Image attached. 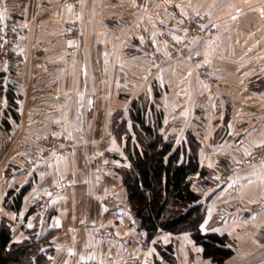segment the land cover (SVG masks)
I'll use <instances>...</instances> for the list:
<instances>
[{"label":"crops","instance_id":"crops-1","mask_svg":"<svg viewBox=\"0 0 264 264\" xmlns=\"http://www.w3.org/2000/svg\"><path fill=\"white\" fill-rule=\"evenodd\" d=\"M170 1L181 13L205 15L217 31L193 40L188 57L164 64L149 19L163 28L170 14L156 0H86L80 42L63 38L70 13L57 0H0V21L24 24L23 64L12 77L17 117L6 112V84L0 91V218L11 221L15 243L44 239L49 264H219L189 233L160 231L148 239L130 207L123 184L130 162L125 138L115 134V113L151 93L149 80L160 94L162 132L177 144L188 133L200 143L207 175L191 179L205 208L201 230L224 236L233 251L222 264H264V205L254 209L264 199V152L251 160L264 148V0ZM73 44L81 49L68 61ZM196 56L208 66V82L192 64ZM56 127L77 147L45 168H27L42 158L43 140ZM91 160L110 168L93 171ZM61 180L68 187L53 192ZM25 186L21 210L9 211L8 192ZM39 199L48 207L36 206ZM102 230L116 238H99Z\"/></svg>","mask_w":264,"mask_h":264},{"label":"trees","instance_id":"trees-1","mask_svg":"<svg viewBox=\"0 0 264 264\" xmlns=\"http://www.w3.org/2000/svg\"><path fill=\"white\" fill-rule=\"evenodd\" d=\"M4 77L5 72H0V91ZM6 92L9 100L6 112L17 117L18 95L11 88ZM158 97L160 94L155 89V98ZM157 103L148 102L141 95L131 102L129 118H115V134L120 140L125 138L124 152L130 162V167L123 170L130 207L148 239L160 231L189 233L196 244L203 247L204 257L222 264L233 251L226 247L224 236L201 230L205 208L202 194L191 179L198 173L201 178L207 175L199 158L200 143L188 133L187 142L177 144L175 136L162 132L164 113ZM28 188L10 190L5 207L19 212ZM45 242L35 237L22 243L13 242L11 221L0 218V264H49L52 249L43 248Z\"/></svg>","mask_w":264,"mask_h":264},{"label":"rangeland","instance_id":"rangeland-1","mask_svg":"<svg viewBox=\"0 0 264 264\" xmlns=\"http://www.w3.org/2000/svg\"><path fill=\"white\" fill-rule=\"evenodd\" d=\"M57 1L60 2L62 6L66 7L70 13L69 17L67 18L66 22L64 23L65 25H64L63 38L66 40H72V41L77 40L78 42L82 41L83 40V31H84V29H83V16H84L85 1L86 0H80L79 12H76L75 4H73V2H71V0H57ZM155 5L165 6L167 8L166 11L170 14V16L165 14L166 18L168 20V23L164 24L163 28L161 26L156 27L155 23L149 19L151 28L159 30V37H160L161 32L167 31V30L171 31V29L166 28V27L169 25H172L173 29L171 31V34H175V35L177 34V35H179L180 38L175 39L173 36L172 37L175 40H180L181 36L183 35L182 30L180 27L176 26L173 23V19H174L173 13L174 12L179 13L183 18H186L191 13L190 14L181 13L179 10H177L175 5L172 4V1H170V0H162L161 4H159L158 0H156ZM203 16H205V15H203ZM170 20H171V23L169 24ZM70 26L75 27L76 30H75L74 34H72L73 32H72ZM175 28H176V30H175ZM23 31H24V24L15 20V19H3L0 21V68H1L0 72H5V77L3 79L4 80L3 85L6 84L7 90H9L10 88L11 89L13 88L12 87V81H13L12 77L16 75L17 71L19 69H21L22 64H23L22 52L19 49V44H20V40H22L21 38L23 35ZM160 39H161V37H160ZM163 45H164V50H165L164 55L162 54L164 57V64L166 63L167 58L177 59V58L172 57L171 51L169 50V46L164 42H163ZM80 49H81V46L79 47V46H76L75 44H73L71 47H69L67 50L68 51L67 55H66V58L68 59V61L72 60L76 54H79ZM154 49L155 48H153L152 50L154 51ZM190 49H191V47H190ZM189 55H190V51L188 52V55H186L184 57H179V59L180 58L181 59L186 58ZM17 62H19V64H17ZM201 81L205 82L203 79H201ZM147 86H148L147 88L151 89L152 92L148 93V95H144V97H146L148 102H151V103L153 102V104H154V102H155V89H156L155 81L149 80ZM122 96L128 97V94H123ZM115 118H117V120H122L123 118H129L128 111L118 110L115 113ZM129 125H130L131 130L133 131V128L131 127V122H129ZM66 132H67L69 139L72 141L70 134L68 133V131H66ZM89 145L86 144L85 147H87ZM75 147H77L76 143L73 142V149ZM71 152H69L68 154H70ZM68 154H66V155H68ZM59 157H61V156H55L54 155L52 158H50L49 160H47L45 162H41L40 160H37V159L36 160L32 159L33 160L32 162L36 161L37 162L36 167H38V168H45L47 165H49V163L51 161H53L54 159L59 158ZM89 166H90V169L93 171L98 170V169L110 168L109 164L103 163V162H100L97 160H95V161L91 160L89 162ZM62 183H66L67 187H68V183L65 180L59 181L58 185H60ZM57 186H55V187H57ZM104 231L105 230H102L101 232H104ZM46 249L50 250V248H46Z\"/></svg>","mask_w":264,"mask_h":264},{"label":"built area","instance_id":"built-area-1","mask_svg":"<svg viewBox=\"0 0 264 264\" xmlns=\"http://www.w3.org/2000/svg\"><path fill=\"white\" fill-rule=\"evenodd\" d=\"M73 4H75L76 12L80 10V0H71ZM158 3L161 4L162 0H158ZM174 19L173 23L180 27L182 30V36L180 40H175L172 37L171 31H163L160 33V37L162 42L166 43L169 46V50L171 51L172 57L179 58L188 55L190 47L192 45L193 40L202 38L206 40H210L212 35L217 31L215 25H208V18L203 15L198 14H190L186 18H183L179 13H173ZM72 30V34L75 33V27L70 26ZM19 64V62H17ZM192 64L195 67V70L199 77L203 79L205 82L210 80L209 78V69L203 58V56H196L192 58ZM53 135L45 140H43V144L45 146V152L43 153L41 162H45L55 156H64L72 151L73 142L69 139L67 132L60 127L55 128L53 131ZM262 152H264V148L261 150H257L253 153L251 160H258L261 157ZM37 166V162L34 161L27 165V168L32 169ZM224 179V178H223ZM199 187L203 190H207L209 188V184L207 181H201ZM67 188L66 183H62L57 187L53 188V192H59ZM47 199H39L36 201L35 205L40 206L45 209L48 207L46 202ZM264 205V199L261 204H258L254 209H259ZM99 238H116L113 231H104L99 233ZM81 264H98V263H81Z\"/></svg>","mask_w":264,"mask_h":264}]
</instances>
